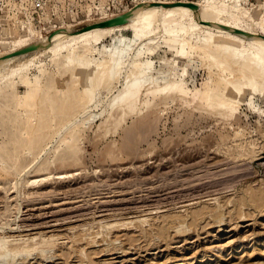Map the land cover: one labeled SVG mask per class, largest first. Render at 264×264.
<instances>
[{"label":"rangeland","instance_id":"374dc122","mask_svg":"<svg viewBox=\"0 0 264 264\" xmlns=\"http://www.w3.org/2000/svg\"><path fill=\"white\" fill-rule=\"evenodd\" d=\"M5 4L0 40L11 43L30 30L79 31L136 0H63L49 13L33 10L31 24ZM240 7L264 24V0ZM122 36L133 33L102 37L87 59L58 56L0 91V264H264V80L229 115L228 85L217 83L226 69L241 88L257 74L248 60L222 47L182 56L163 33L139 41L96 84ZM146 68L160 80L134 88L127 77ZM168 73L187 95L160 89ZM84 88L94 90L89 103ZM47 239L55 245H42Z\"/></svg>","mask_w":264,"mask_h":264},{"label":"bare ground","instance_id":"6f19581e","mask_svg":"<svg viewBox=\"0 0 264 264\" xmlns=\"http://www.w3.org/2000/svg\"><path fill=\"white\" fill-rule=\"evenodd\" d=\"M1 1H3V3H6L5 7H10L9 1L14 2L18 6L19 18L21 20L30 18L31 20H29L28 23L31 24V22H33V8H31L30 6L31 0ZM61 1L63 0H48V3L44 8L45 12L49 13L52 8H57ZM194 4L196 5V7L190 6L184 1L136 0L135 6L126 11L129 13L128 20L123 24L110 26H93V24H97L102 21L114 18L118 16L117 14L109 18L98 20L99 22L95 21V23H89L90 25L88 24L87 26L92 25V27L81 29L79 31H74L72 29V25V27H67L65 25L66 27H57L53 29L49 34L44 35H41L39 31L37 32L34 30H30L28 35L16 39L14 38L11 43H8L6 40H0V46H2V49L0 50V91L9 84H16L17 80L23 79L26 73L31 71V69L35 67H41L43 64L47 63V61L58 58V56H62L65 53L70 58H86L88 55L96 52L94 46L100 41V39H102V37L114 34L118 30L128 29L132 31L133 36L131 38H127V36L118 38L115 42L114 49L108 48L110 54L106 55L105 59L100 61L98 74L94 78L96 84L101 85L109 82L111 74L114 73V75H116L120 70V61L122 57H124L125 54H127V52L133 46H137V43L139 41L144 39L150 43H153L157 36L159 37L164 33L169 37H173V41L178 45V52L182 56L188 54L189 51H191L192 46L202 48L204 52H208V54H210V48L219 49L222 47V49H224V53L230 52L231 54H235V56L240 55L244 58V60H248L249 62L253 61L254 63H259L258 66L253 68L249 64V62L246 61L247 64H244V66L248 67L250 70L256 71L257 74L253 77L251 76L248 82H243L241 88H236L231 84V82L233 81L231 80V72L228 73L226 69L222 71L223 79L217 83V86L221 84L228 85V96L224 103H226L227 105L226 109L229 115H234L236 113V107L233 106L235 104V101H242V98L247 94L248 91L254 90V83H258L260 79L264 80V24L253 19L249 11H244L242 7H240V0H201L198 3ZM190 38L197 39L198 41H205L208 44L207 46H209V48L207 49L193 44L191 41L192 39ZM29 46L35 47L28 51H22ZM81 48H84V52H81ZM135 53L136 52H134V54ZM133 59H135V57ZM144 70L145 75H141V72L136 71L135 74H130L127 77L128 79H134L132 83L134 88H136L137 86L139 87L140 84L145 85L147 81L154 83L160 80L159 75L154 78L150 75H147V68ZM233 71L235 70H232V72ZM237 72L239 75L241 69H237ZM139 75H141V78L139 77ZM171 75L173 74H167L166 78H168L169 81L172 79ZM79 79L80 81L87 79L85 71L81 70ZM160 89L162 91H165L166 93L175 90L177 95L181 97L187 95L186 88L182 82L174 83L170 81V83ZM209 90L210 89L208 88L202 94V97L199 101V104L204 105V107L205 103H207L212 96V94H209ZM93 92L94 90L91 88H84V93H82L83 95L81 97V100L89 103L93 98ZM213 95H216V93ZM63 133L64 132H62V134ZM262 163H264V160L262 161ZM19 193L20 192H18V194ZM222 221L223 220H220L217 223H221ZM173 225L175 224L172 223V228ZM113 227L115 226H111L110 229H112ZM42 245H44L45 247L51 245L54 246L55 240L47 239L42 243ZM16 254L19 253L16 252ZM3 260L5 259L0 257V261Z\"/></svg>","mask_w":264,"mask_h":264},{"label":"water","instance_id":"95a60500","mask_svg":"<svg viewBox=\"0 0 264 264\" xmlns=\"http://www.w3.org/2000/svg\"><path fill=\"white\" fill-rule=\"evenodd\" d=\"M179 3H181V2H179ZM185 3L189 4L190 6L196 7V5L194 3H192V2H185ZM128 15H129L128 12H124V13L119 14L118 16H116L114 18H111L109 20H105V21H102L100 23L93 24V26L94 25H98V26H110V25L123 24V23H125L128 20ZM89 27H92V25L91 26H85L82 29H87ZM237 31H240V30H237ZM243 33H246V32H243ZM34 47L35 46H29V47L25 48L22 51H28V50L33 49Z\"/></svg>","mask_w":264,"mask_h":264},{"label":"built area","instance_id":"2783aa9c","mask_svg":"<svg viewBox=\"0 0 264 264\" xmlns=\"http://www.w3.org/2000/svg\"><path fill=\"white\" fill-rule=\"evenodd\" d=\"M175 1L198 3L201 0H175ZM47 3H48V0H31L30 5L33 8L35 13H39V11L44 10Z\"/></svg>","mask_w":264,"mask_h":264}]
</instances>
